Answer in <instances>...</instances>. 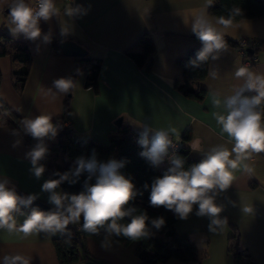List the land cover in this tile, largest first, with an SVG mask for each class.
<instances>
[{
  "label": "crops",
  "instance_id": "obj_1",
  "mask_svg": "<svg viewBox=\"0 0 264 264\" xmlns=\"http://www.w3.org/2000/svg\"><path fill=\"white\" fill-rule=\"evenodd\" d=\"M10 2L0 0V34H5L0 37V42L7 43L10 39L26 43L32 61L25 86L18 90L13 72L22 63L14 62L9 55L0 57V96L9 109L23 119L41 113L52 114L58 133L54 139L45 140L46 146L58 142L64 104L69 98L70 111L65 125H71L72 136L76 139L108 145L110 135L119 132L124 125L143 131L138 124L147 123L155 129L175 128L172 139L178 143L181 135L190 128L189 146L199 139L206 150L228 139L213 117L216 110L211 103L212 93L231 94L233 88L242 83L234 75L238 67L247 66L252 71L264 72V17L244 19L232 22L227 29L217 27L235 41L242 38L257 40V48H249L243 53L238 47L226 45L217 59H211L208 76L200 83L207 90L203 101L188 98L176 89L175 81L183 77L178 60L190 48L203 47L190 34L193 33L192 21L205 7L206 0H55L59 15L49 21H40L42 34L36 40H29L23 34L14 35L10 30ZM71 2L73 7L81 5L82 10L79 15L67 17L64 9ZM215 3L213 0L212 5ZM210 6L208 18L215 23L218 17L209 13ZM62 28L67 31L62 32ZM45 34L50 37L49 42L44 41ZM142 37L151 38L156 46L151 69L139 67L127 54V50ZM65 41H75L87 50V55L101 59L98 92L84 86L85 77L83 83H76L68 93H60L53 86L56 79L69 78L75 73L78 77L81 73L77 71V57L68 56L62 50L61 44ZM56 43L63 54L56 53ZM213 71L217 72L215 78L211 75ZM6 115L8 112L0 108V117ZM120 117L123 122L118 127L116 122ZM228 146L230 148L231 144ZM33 147L15 125L0 120V177L9 178L18 195L19 192L38 194L40 201L49 204L48 193L41 191L42 184L49 179L47 172L37 179L29 171L31 163L26 153ZM191 155L204 158L203 153L192 149ZM62 157L59 156L58 161ZM41 163L44 164V160ZM169 163L170 158L164 159L161 166L166 167ZM245 163L248 169L238 168L231 186L216 199L217 204L224 206L220 218L226 219L227 225L210 231V218L196 215L198 206L193 207L187 219L178 218L176 231L192 238L201 260L170 259L158 264H234L229 251L234 227L256 264H264V153L253 154ZM22 212L15 215L17 226L29 214L24 209ZM60 236L62 234L34 232L25 237L17 231L9 233L0 229V255L21 253L31 257V264H59L53 241ZM136 244L124 245L102 232L86 240L89 252L109 264H137Z\"/></svg>",
  "mask_w": 264,
  "mask_h": 264
},
{
  "label": "clouds",
  "instance_id": "obj_2",
  "mask_svg": "<svg viewBox=\"0 0 264 264\" xmlns=\"http://www.w3.org/2000/svg\"><path fill=\"white\" fill-rule=\"evenodd\" d=\"M212 4L213 0H206L205 7L191 24L192 32L203 45L196 58L190 61L193 67H200L209 59H217L220 51L226 49L227 43L217 25L227 29L232 23L231 17L241 12L239 8H233L229 18L220 16L213 23L207 11ZM8 7V27L14 35L23 34L29 40L41 37V20L49 21L59 15L55 0H11ZM81 10V5L73 7L71 2L64 9V15L73 17L79 15ZM66 31V28H62V32ZM43 39L45 42L50 41L47 34ZM211 75L215 78L217 72L213 71ZM234 75L242 83L234 87L231 94L214 91L211 101L216 110L213 117L221 132L227 136V141L206 150L201 147L199 139L191 143V149L203 153L204 158L187 169L182 158L171 157V166L162 177L154 179L149 196L151 206H163L180 219H187L193 207L198 206L196 215L209 217V230L213 232L227 225V220L220 218L224 206L216 203L217 197L231 186L235 179L234 172L238 168L243 166L248 169L245 161L251 159L253 154L264 153V72L241 66L236 68ZM53 86L60 93H68L75 88L76 83L71 78H59L53 81ZM48 91L52 92L51 89ZM138 126L143 129L138 140L143 148L140 155L152 166L159 167L168 155L169 147L174 146L172 136L176 129H155L147 123ZM21 129L37 140L35 146L26 153V158L31 163L29 171L40 179L46 171L41 161L49 154L45 140L57 136L58 125L53 124L52 114L41 113L34 118L25 117L21 121ZM74 163L76 166L73 169L63 173L54 172L53 176L58 179H48L42 184L41 191L48 193L47 202L53 207L48 211L33 207L19 226L15 215L23 214L22 208L30 207L39 196H20L9 178L0 177V229L9 233L17 231L25 237L34 232L65 235L70 232L69 225H79L80 230L92 235L104 231L108 236H123L130 240H139L149 234L147 214H137L134 207H127L137 191L132 180L120 171L124 161H99L93 150L90 157H78ZM85 173L87 179L84 181V190L79 194L58 190L64 182H78L79 177ZM93 178L95 183H90ZM126 217L130 221L123 223ZM151 224L159 229L165 220L158 217L152 219ZM0 264H31V257L21 253H5L0 255Z\"/></svg>",
  "mask_w": 264,
  "mask_h": 264
},
{
  "label": "trees",
  "instance_id": "obj_3",
  "mask_svg": "<svg viewBox=\"0 0 264 264\" xmlns=\"http://www.w3.org/2000/svg\"><path fill=\"white\" fill-rule=\"evenodd\" d=\"M233 8L241 10L239 15L231 17L232 22L264 17V0H216L214 5L209 8V13L213 16H224L229 18V13ZM5 34H0V37ZM190 36L199 41L197 36L192 33ZM224 36L226 45L238 47V42ZM7 43L0 42V57L9 55L16 63H22V66L14 69V84L18 90H22L27 81L29 74V64L32 61V55L26 43L12 42L10 39ZM56 53L63 54L58 44H55ZM201 47L190 48L187 54L178 60V64L182 67L183 77L175 81L176 89L184 96L203 101L206 98L207 90L201 87L200 83L208 76L210 61L200 67H193L190 61L196 58ZM156 51L154 41L149 37H142L132 47L127 50V54L134 60L139 67L151 69L153 55ZM101 59L93 58L90 55L77 57L76 66L80 72L84 73V86L91 88L95 92L99 91V73L101 70ZM1 84V73H0ZM251 95L253 93H246ZM0 108L6 112L4 118L15 125L18 130L26 137V140L33 146L37 141L26 135L21 129L22 117L9 109L6 102L0 96ZM70 111V100L66 99L64 104V114L61 119V130L59 132L58 142L47 146L49 154L44 160L46 172L49 179H58L53 173L59 171L61 173L73 169L75 160L78 157L88 158L95 150L96 157L99 161L107 162L110 159L111 151L115 150L114 159L124 161V167L120 169L121 173L132 180L135 185L137 195L129 202L127 207H134L137 214L146 213L148 216L147 226L149 234L139 240H130L123 236H115L120 243L130 245L136 242V254L138 256L137 264H158L166 262L170 259H176L182 262H199L201 254L192 238L186 233H178L175 225L178 216L173 211L167 210L165 207H153L150 205L149 196L151 192V184L157 177H162L164 172L171 166L170 163L166 167H154L149 161L143 158L140 153L143 148L138 144V140L142 131L133 129L130 125H124L119 132L112 133L109 138V144L103 145L97 141L90 139H76L69 133L68 127L65 125V119ZM149 134V139H151ZM192 139L191 129H187L180 137L179 147L173 151L171 147L168 149V155L165 159L178 156L184 160V167L187 169L193 164L199 163L202 159L194 158L191 155V147L189 142ZM59 156H63L58 161ZM87 179V173L79 177L78 182L72 184L64 182L60 189L62 192L69 194H79L84 190V181ZM90 183H95L93 178ZM148 185L146 188L145 185ZM29 213L32 207L22 208ZM163 217L165 224L157 229L151 224V220ZM130 221L126 217L123 223ZM70 232L56 237L54 239V247L58 256L59 264H109L104 260L97 259L88 250L86 240L90 233L80 230L79 225H69ZM105 233L104 231H101ZM100 232V233H101ZM234 258V264H256L250 256L249 251L242 245L240 232L234 227V234L230 238V247Z\"/></svg>",
  "mask_w": 264,
  "mask_h": 264
},
{
  "label": "water",
  "instance_id": "obj_4",
  "mask_svg": "<svg viewBox=\"0 0 264 264\" xmlns=\"http://www.w3.org/2000/svg\"><path fill=\"white\" fill-rule=\"evenodd\" d=\"M61 48L64 51V53L68 56L82 57V56L87 55V50L75 41H65L61 44ZM251 51H253V50H251ZM69 78H71L74 81L76 79V73L71 75ZM122 122H123V118L120 117L118 119V121L116 122L117 126L121 127ZM19 195L23 196V197L28 196V194L21 193V192H19ZM30 207H39L43 211H48L53 206H51V205H49L43 201H40L39 199H36Z\"/></svg>",
  "mask_w": 264,
  "mask_h": 264
},
{
  "label": "built area",
  "instance_id": "obj_5",
  "mask_svg": "<svg viewBox=\"0 0 264 264\" xmlns=\"http://www.w3.org/2000/svg\"><path fill=\"white\" fill-rule=\"evenodd\" d=\"M238 48L243 52V53H247V50L249 48H252V49H256L259 42L255 39H250V38H242V39H239L238 41ZM67 127H69V133L70 134H74V129L71 127V125H67ZM173 145L174 146H170L171 149H173V151H176L179 147V143L174 141L173 140Z\"/></svg>",
  "mask_w": 264,
  "mask_h": 264
},
{
  "label": "rangeland",
  "instance_id": "obj_6",
  "mask_svg": "<svg viewBox=\"0 0 264 264\" xmlns=\"http://www.w3.org/2000/svg\"><path fill=\"white\" fill-rule=\"evenodd\" d=\"M83 81H84V75H83V73L81 72L80 74H79V76L78 77H76V79H75V83H77V84H79V83H83ZM72 92V91H71ZM115 153H116V151L115 150H112L111 151V156L110 157H114V155H115Z\"/></svg>",
  "mask_w": 264,
  "mask_h": 264
}]
</instances>
